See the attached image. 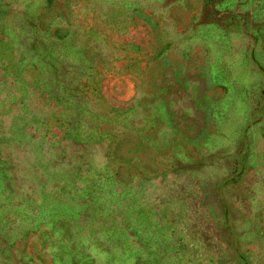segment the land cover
Instances as JSON below:
<instances>
[{
  "label": "rangeland",
  "instance_id": "1",
  "mask_svg": "<svg viewBox=\"0 0 264 264\" xmlns=\"http://www.w3.org/2000/svg\"><path fill=\"white\" fill-rule=\"evenodd\" d=\"M0 264H264V0H0Z\"/></svg>",
  "mask_w": 264,
  "mask_h": 264
}]
</instances>
